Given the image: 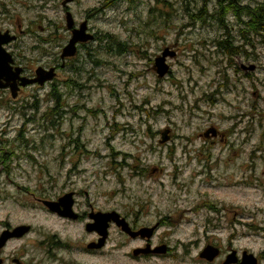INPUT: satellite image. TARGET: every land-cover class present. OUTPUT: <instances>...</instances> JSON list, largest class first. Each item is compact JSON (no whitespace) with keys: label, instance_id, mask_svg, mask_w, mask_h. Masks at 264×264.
Listing matches in <instances>:
<instances>
[{"label":"flooded vegetation","instance_id":"af4514ba","mask_svg":"<svg viewBox=\"0 0 264 264\" xmlns=\"http://www.w3.org/2000/svg\"><path fill=\"white\" fill-rule=\"evenodd\" d=\"M27 1L22 5L28 11L19 13L18 0H12L13 8L0 0L1 48L11 60L9 70L0 73V264H241L245 252L255 254L240 246L242 235L233 228L237 222L224 218L229 208L226 197L219 194L244 185L245 141L261 137L264 142V79L255 74L261 70L254 52L259 44L251 40L264 33L241 27L235 36L231 28H221L222 38L210 40L216 54L225 57L219 64L226 62V66L212 77L201 95L198 81H191L187 112L193 125L199 123L187 139H181V148L175 145L180 139L170 135L175 148L174 186L122 185L102 190L92 180L101 173L87 165L97 166L104 156L86 148L82 129L76 138L67 139L61 159V168L65 167L55 172L41 161V143L51 138L46 132L49 127L36 129L35 125L46 120L49 111L42 114L41 108L46 99L50 101L53 85L62 99L69 96L60 89L59 78L78 64L83 51L92 59L105 42L112 47L115 42L132 47L101 23L108 22L106 18L115 13L117 5L131 6V11L143 2ZM151 1L156 5L149 9L152 17L164 2ZM143 33L139 30L136 35ZM158 41L162 42L159 36ZM70 46L73 54L68 51ZM176 46L169 48L178 55ZM53 69L54 80H43ZM169 75L172 79L171 65ZM79 85L88 88L87 84ZM159 144L164 145L161 139ZM70 147L77 153H69ZM259 159L264 160V156ZM120 168L131 169L136 177L157 176L160 180L164 174L162 168L145 171L141 165L136 170L138 166L130 168L127 162ZM14 169L33 179L35 186L21 187L16 182L14 191ZM117 172L110 177L121 180L123 174ZM123 183L121 180L120 185ZM8 190L11 192L5 197ZM6 203L19 208L17 216L33 212L34 216L43 215L45 223L11 218L14 210H3ZM256 257L258 264H263L264 250Z\"/></svg>","mask_w":264,"mask_h":264},{"label":"rangeland","instance_id":"374dc122","mask_svg":"<svg viewBox=\"0 0 264 264\" xmlns=\"http://www.w3.org/2000/svg\"><path fill=\"white\" fill-rule=\"evenodd\" d=\"M18 1L20 3L16 8L18 12L28 11V8L22 5V3L28 4V1ZM204 1L163 0L167 4H159V12L152 14V17L149 9L156 5L151 0H142V5L131 11V6L126 4L116 6L115 13L109 14L106 18L108 22L101 24L122 40L129 41L132 47H129L126 53L122 52L123 54L110 53L106 46L110 47L111 44L105 42L100 49L94 51L92 59L83 51L78 64L73 65L86 69L82 78H78L77 70L71 68L63 71L59 80L65 82L73 79L80 84H87L88 88L85 90L82 88V91L76 89L73 93L64 89L69 96H65L61 104L64 111L62 118L55 124L48 120L42 119L41 122L38 120L35 125L36 129L42 125L49 127L46 132L51 138L41 143L43 157L40 158L41 161L47 162L51 171L63 170L65 167L61 168L63 146L69 137L76 138L82 129V142L86 148L90 151H98L104 156L100 158L97 166L92 168L87 165L89 170L101 173L98 179H92L95 187L108 190L122 185L174 186L171 183L174 174L172 162L174 143L170 140L169 143L160 145V133L169 130L172 137L176 135L175 138L180 139L175 141V145L181 148V144L184 143L181 139H187L199 123L193 125L187 112L188 100L191 98V81H198L201 88L198 95H201L202 92L207 91V85L212 77L221 74L226 66V62L219 64L225 57L217 55L215 48L210 45L211 39L219 36L222 38L224 29L221 28L225 27L219 25L213 18L215 15L213 10L216 7L214 0H207L206 4ZM2 2L13 8L12 0H2ZM242 2L256 6L264 3V0H242ZM33 17L34 15L31 18ZM224 17L227 28H231L236 36L237 28L244 26L234 20L236 17L233 12L227 13ZM147 24L148 27H143ZM139 30H143L144 33L138 36L136 32ZM158 36L162 42L158 41ZM251 40L259 44L254 52L261 70L255 74L264 79V34L255 35ZM175 44L178 55L174 48H169ZM114 48L116 50L115 46ZM68 51L73 54L74 47H68ZM156 56L159 59L164 57L165 62L170 63L172 79L170 75L160 77L155 70H152ZM95 59H101L104 63L96 65L93 62ZM54 73L53 69L47 74ZM229 74L234 72L229 71ZM60 89L63 91L62 87ZM261 90L264 92V88ZM54 107L55 105L46 99L41 112L44 114ZM24 111L27 114L32 113L27 109ZM49 113L51 112L47 114ZM5 118L8 116L6 115ZM67 151L71 154L77 153L74 152V147H70ZM177 151L179 153V150ZM263 156L264 142L261 137L259 139L254 137L249 142L245 141L244 185L241 189H228L219 194L226 197L229 208L227 213H223L224 218L229 223L232 219L237 222L233 228L235 230L237 228L238 234L242 235L240 246L252 250L256 255L264 250V160L259 159ZM125 162L130 163L131 168L138 166L136 170L141 165L145 171H150L153 167L162 168L164 174L160 180L157 176L136 177L131 169L120 168ZM68 165L70 168L71 163ZM82 167L81 165L80 168ZM116 171L123 174L121 180L124 183L121 185L118 177H110L115 175ZM104 174L107 178L102 177ZM187 174L188 169L184 175L185 179ZM11 179L14 182V191L16 182L21 187L35 186L33 179L26 178L17 169L13 170ZM5 180L4 177L3 181ZM9 192L11 190L4 191V196L6 197ZM5 209L14 210L11 218L19 217L16 215L19 209L16 205L6 203V208L3 207V210ZM19 218L28 223H45L43 215L34 216L33 212L22 213ZM240 222L242 226L238 224Z\"/></svg>","mask_w":264,"mask_h":264},{"label":"trees","instance_id":"16d2710c","mask_svg":"<svg viewBox=\"0 0 264 264\" xmlns=\"http://www.w3.org/2000/svg\"><path fill=\"white\" fill-rule=\"evenodd\" d=\"M205 1L204 4H206ZM164 3L167 4V2ZM229 12H233L234 16L236 17L234 19H237L238 22H242V26L254 29L259 33H264V3L258 4L256 6H251L243 4L242 0H216V7L213 10V14L215 15L213 18L219 25L225 28H227V25L225 24L226 17H224V15ZM226 42L227 41L225 40L223 44H225ZM114 46L116 47V50ZM114 46L111 47V49H107V51L110 53L116 52L118 54H123L126 53L129 49V46H125L126 49L124 48V46H118L117 42H115ZM227 52V49L223 47V53L227 54ZM94 63L96 65H100L104 63V61L101 59H96ZM71 68L73 70H77L76 75L78 78H82L83 74L86 72V69H84V67L72 66ZM79 83V81L73 82V80L71 79L60 84L63 86V89L69 90L70 93H73L74 91H76V89L82 91L83 85L80 86ZM50 101L53 103V105H55V107L49 110V112L51 113L45 115L44 119L50 121L52 124H55L57 120H60L62 118L63 115V112L61 110V102H63L62 93H59V90L57 89V87H55V85L52 86Z\"/></svg>","mask_w":264,"mask_h":264},{"label":"water","instance_id":"95a60500","mask_svg":"<svg viewBox=\"0 0 264 264\" xmlns=\"http://www.w3.org/2000/svg\"><path fill=\"white\" fill-rule=\"evenodd\" d=\"M2 41V36L0 35V73L5 74L7 72V70H9V62L11 61L9 58V55L3 50V48H1V42ZM166 55V54H164ZM155 68L157 70V73L159 74L160 77L165 76L168 71H169V66H167L166 62H165V58H161L158 59L156 61V65ZM53 78V75L50 74L48 77L43 78V80L47 81V80H51ZM43 80H40L41 82H43ZM1 87V85H0ZM169 136L168 133L165 132L163 134V141L162 142H166L168 141ZM50 205V203H48ZM242 264H257V259L254 257V255L250 254L247 255L246 253L244 254V259Z\"/></svg>","mask_w":264,"mask_h":264}]
</instances>
